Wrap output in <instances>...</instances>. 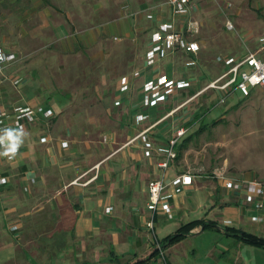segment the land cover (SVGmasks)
<instances>
[{
	"label": "crops",
	"instance_id": "obj_1",
	"mask_svg": "<svg viewBox=\"0 0 264 264\" xmlns=\"http://www.w3.org/2000/svg\"><path fill=\"white\" fill-rule=\"evenodd\" d=\"M192 4V10L196 9L198 5L194 0ZM155 21L158 26L161 20ZM54 30L62 32L66 28L59 23ZM263 36L264 33L260 39ZM201 51L197 56L195 71L201 65ZM144 55L138 67L142 65ZM177 58L183 59L185 65L194 57L176 53L163 61L161 71L169 77L186 78L175 70ZM220 75L208 77V82L200 89L199 75L195 79L188 78L193 82L190 89L182 90L152 108H143L140 104L146 76L133 79L129 93L120 94L121 76L111 108L122 109V118H128L130 127L122 135L116 132L105 134L107 141L102 139L104 146H97V150L86 141H82V146L78 147V140L70 135L68 128L65 133L56 135L53 127L58 116L57 108L38 100L36 96L21 94L24 104L47 106L55 116L49 120L40 115L35 123L28 125L26 131L14 132L19 143V155L12 163L0 160V174L9 177V183L0 187V264H126L135 259H144V264H154L159 259L165 264H206L202 259H208L209 264H264V248L235 244L234 239L220 229L223 226L232 227L264 238V212L258 213L250 206H244L239 196L241 194L221 188L216 180L202 182L199 180L201 178L195 179L185 195H175L171 200L173 219L159 215L156 217L155 232L151 233L146 227L145 221L149 216L146 208L147 185L159 175L156 168L158 158L146 159L142 155L141 140L127 143ZM6 87L2 89L4 97L8 93ZM214 92L220 99L223 92ZM242 97L243 100L246 98ZM190 109V106L184 107L175 116L156 125L152 129L156 141L166 142L178 126L191 130L197 122V114L191 117ZM137 113L149 114L150 118L136 124L134 117ZM43 136L47 137V142L41 141ZM63 142H67L68 146L63 147ZM177 160L168 173L169 179L187 171L178 168ZM227 174L234 179H256L254 175ZM198 188L207 189V193L193 198ZM207 204L213 207L211 212L214 219L204 217L200 220L218 223V231L229 238L228 244L211 242L200 250L191 240L202 237L207 230L198 227L162 253L158 249L160 241L190 221L179 223L173 233H167L164 237L159 236L156 228L165 229L167 222L181 213L188 216L189 209H201ZM109 207L112 210L107 212ZM256 215L262 218L261 222L252 220ZM188 242L192 248L185 251L183 249ZM157 249L159 253L153 255ZM112 254L118 259L112 261Z\"/></svg>",
	"mask_w": 264,
	"mask_h": 264
},
{
	"label": "rangeland",
	"instance_id": "obj_2",
	"mask_svg": "<svg viewBox=\"0 0 264 264\" xmlns=\"http://www.w3.org/2000/svg\"><path fill=\"white\" fill-rule=\"evenodd\" d=\"M194 1L198 6L191 18L199 23L196 40L202 48L201 65L196 71L185 70L184 60L177 58L174 67L186 78L199 75L200 89L208 77L216 78L223 71L218 56L258 51L264 33V0ZM170 17L163 0H0V44L19 56L14 73L25 78L26 85L20 89L6 85V102L24 104L22 96L28 95L55 106L56 135L68 128L78 147L86 141L97 150L104 146L105 134L122 135L130 127L128 118H122V109L111 108L118 80L141 64L150 33L157 27L155 20ZM59 23L66 30H54ZM190 107L191 117L198 114L203 119L185 137L200 125L207 127L182 150L178 168H204L202 182L213 181L208 174L221 166L232 176L254 175L264 182V89H253L244 100L236 91L225 104L209 89ZM206 193L207 189L198 188L193 198ZM212 209L210 204L189 209L188 216L183 212L156 232L164 237L179 223L214 219ZM191 241L201 250L211 242L227 245L229 238L212 229ZM191 248L188 242L183 250ZM202 261L209 264L208 259ZM154 264L165 262L159 259Z\"/></svg>",
	"mask_w": 264,
	"mask_h": 264
},
{
	"label": "built area",
	"instance_id": "obj_3",
	"mask_svg": "<svg viewBox=\"0 0 264 264\" xmlns=\"http://www.w3.org/2000/svg\"><path fill=\"white\" fill-rule=\"evenodd\" d=\"M164 4L170 8L171 17L168 20H161L148 41L145 57L140 67L132 73L123 75L119 81L120 94H128L131 89L133 79L146 76L141 88L140 104L143 108H152L176 95L182 90L192 87V81L188 78H173L161 71L164 60L176 53H184L193 56L185 63V70L194 69L198 64L197 56L201 51V45L196 40L199 31V23L191 18L193 9L192 0H163ZM147 18L154 20L153 15L148 14ZM229 29L233 28L231 22H227ZM261 47L256 53H249L243 56L221 55L216 61L222 66V74L214 81H211L195 95L183 101L176 108L167 112L157 122L139 132L134 138L128 141L127 145L136 140L142 141V155L146 159L158 158L156 168L158 177H154L148 182V201L146 208L149 212L146 227L149 231L155 232L156 217L159 215L173 219V209L171 200L175 195H185L187 190L194 185L195 179L202 178L206 174L204 168L189 169L181 174L168 178V173L178 158L177 146L187 135L188 128L178 126L172 136L164 143L157 142L153 137L152 129L167 118L175 116L182 108H189L190 103L209 89L223 92L219 99L220 104H225L228 96L234 92H240L244 97H248L255 88L264 89V36L260 39ZM19 56L0 46V160L5 163H12L20 153L19 147L15 152H9V135L14 137V132L26 131L28 125L35 123L40 115L51 120L55 114L51 108L44 105L12 104L7 103L2 89L6 85H11L15 89H20L25 84V78L14 73L19 64ZM150 115L137 113L134 117L135 123L149 120ZM47 137L41 138L42 142H47ZM107 141V137H103ZM67 142H63V147H67ZM225 167L214 168L208 177L216 180L218 185L228 191L235 192L241 198L244 206H250L256 212H264V182L253 179H234L228 176ZM33 183L35 180H32ZM9 183V177L0 174V187ZM112 207L107 208L110 212ZM252 220L261 222L260 216H253ZM158 249L162 247L158 244Z\"/></svg>",
	"mask_w": 264,
	"mask_h": 264
},
{
	"label": "trees",
	"instance_id": "obj_4",
	"mask_svg": "<svg viewBox=\"0 0 264 264\" xmlns=\"http://www.w3.org/2000/svg\"><path fill=\"white\" fill-rule=\"evenodd\" d=\"M202 119H203V116L198 115V114L196 115V121L202 120ZM206 127H207V124L200 125V128L194 134L188 135L187 137H184L181 140V142L178 144V146L176 148L177 152H178V158L177 159H179V157L182 154V150L186 149L189 142L194 138V136L196 134L199 135ZM200 226L202 227L203 231L212 230V229L219 230L218 223H216L214 221H208V222H206L204 220L190 221L186 224H183L174 234L168 235L167 237L162 239L160 241L162 249L164 250L167 247L182 241L188 235L191 234V231L193 229L198 228ZM220 229L225 233V235L234 239L235 244L242 243V244H248V245L264 248V238L263 237H258L256 235L247 233L243 230L235 229V228L227 227V226H223ZM153 253H154L153 255H155V254L159 253V250L157 249ZM117 259H118V257H114V255L112 254V261L117 260ZM144 262H145L144 259H135V260H132L131 262H128L126 264H144Z\"/></svg>",
	"mask_w": 264,
	"mask_h": 264
},
{
	"label": "clouds",
	"instance_id": "obj_5",
	"mask_svg": "<svg viewBox=\"0 0 264 264\" xmlns=\"http://www.w3.org/2000/svg\"><path fill=\"white\" fill-rule=\"evenodd\" d=\"M8 139L11 142L9 152L14 153L16 148L18 147L19 143L17 142L16 138L13 137L12 135H9Z\"/></svg>",
	"mask_w": 264,
	"mask_h": 264
}]
</instances>
